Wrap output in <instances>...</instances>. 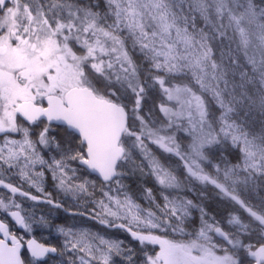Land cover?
<instances>
[{
	"label": "snow or ice",
	"instance_id": "obj_1",
	"mask_svg": "<svg viewBox=\"0 0 264 264\" xmlns=\"http://www.w3.org/2000/svg\"><path fill=\"white\" fill-rule=\"evenodd\" d=\"M0 190V264H264V0H0Z\"/></svg>",
	"mask_w": 264,
	"mask_h": 264
},
{
	"label": "rangeland",
	"instance_id": "obj_2",
	"mask_svg": "<svg viewBox=\"0 0 264 264\" xmlns=\"http://www.w3.org/2000/svg\"><path fill=\"white\" fill-rule=\"evenodd\" d=\"M259 3L260 0H257ZM90 179H95V177H90ZM124 183L128 186L129 191L131 194L138 198V201L146 205V202L141 198L142 192L144 187H155L154 181L150 177H140L139 174L137 175H130ZM45 188L47 191L51 192L53 195V198L55 200L60 201L63 204L62 208L56 209L53 208L50 205H47L45 203H37L32 201H26L24 206L26 208L32 209L35 211L37 216L45 215L48 217V219L51 221L52 227H34V231L32 233L33 236L40 238L44 241H49L51 243H54L55 246L59 247L61 245V238L58 236V234L55 231V225L63 224V225H71L73 223H83L85 226L91 227L93 231H100L102 234H106L107 236L113 238L122 240L125 244V246L133 248L137 255H142L140 252V244L138 241H135L129 236L126 232L118 229H105L103 226L96 224L90 220L84 221L81 220V218L74 219L69 212H75L79 211V209L74 205L73 201L69 197H65L63 193L58 192L54 186L51 178L49 177L45 183ZM3 191V190H0ZM35 194V192L33 193ZM99 193L97 192V195ZM158 195V193H157ZM198 193H188V198L195 199L197 197ZM260 195H264V191L260 192ZM250 200L252 203L256 204L258 203V198L253 195L250 197ZM203 204L206 206L207 210L209 211L210 215H215L218 219H220L227 211L232 210L235 206L231 204L230 202L218 197L216 195L215 190L209 186L205 190V197L203 199ZM69 209V212H66L64 209ZM246 215V214H245ZM0 219H7L6 215L3 212H0ZM193 219L196 222V225L199 223V213L195 212L193 213ZM9 223L11 224V221L9 220ZM14 230L21 234L22 230L19 229L18 226L13 225ZM191 230V229H190ZM152 246H149V249H151ZM64 259L59 256L53 257L51 260H49V264H60V261ZM115 264H123L121 257H114Z\"/></svg>",
	"mask_w": 264,
	"mask_h": 264
},
{
	"label": "flooded vegetation",
	"instance_id": "obj_3",
	"mask_svg": "<svg viewBox=\"0 0 264 264\" xmlns=\"http://www.w3.org/2000/svg\"><path fill=\"white\" fill-rule=\"evenodd\" d=\"M35 237V236H34ZM38 241H40V242H42V243H47V244H52V245H55L54 243H51V242H49V241H44V240H41L40 238H38V237H35ZM138 256H140L139 254H138ZM54 257H56V256H54Z\"/></svg>",
	"mask_w": 264,
	"mask_h": 264
}]
</instances>
